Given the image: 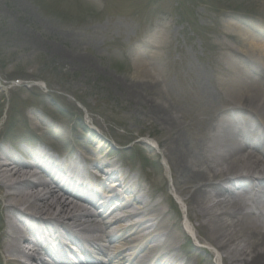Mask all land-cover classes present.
I'll return each mask as SVG.
<instances>
[{"label":"rangeland","instance_id":"1","mask_svg":"<svg viewBox=\"0 0 264 264\" xmlns=\"http://www.w3.org/2000/svg\"><path fill=\"white\" fill-rule=\"evenodd\" d=\"M241 31L264 41V0H0V145L85 157L82 136L139 178L167 223L179 219L182 262L220 264L186 232L175 179L180 149L198 155L223 110L219 79L233 49L244 53Z\"/></svg>","mask_w":264,"mask_h":264},{"label":"bare ground","instance_id":"2","mask_svg":"<svg viewBox=\"0 0 264 264\" xmlns=\"http://www.w3.org/2000/svg\"><path fill=\"white\" fill-rule=\"evenodd\" d=\"M241 34L244 53L233 49V56L224 62L225 73L219 70L224 73L218 85L219 106L223 110L205 121L207 128L196 138L198 155L196 150L189 151L184 146L180 149L177 162L180 176L175 179L174 194L187 206L186 231L198 244L210 247L221 264H264V212L253 199L254 192H263L259 184L264 181V150L257 148L260 155L245 147L249 129L264 125V41L246 31ZM237 56L245 65L241 66ZM139 65H143L144 71L149 69L147 63ZM79 140L87 150L85 157L70 155L63 158H68L65 162L46 149H29L15 156L0 145V202H5L0 215L5 227L0 234V264H24L21 260L39 264V247H46L59 260L67 248L62 245V238L69 235L67 226L77 228L78 232L89 231L91 247L105 259H94L82 248L85 257L74 260L67 255L64 256L67 259L63 257L64 264L183 261L172 232V227H180L179 219L167 223L165 210L142 195L136 196L134 191L140 186L128 181L130 174L123 172L121 177L118 174V179L116 170H112L106 176L103 169L114 167L117 160H101L91 146H85L88 142L82 136ZM144 143L154 152L162 151L155 140L146 139ZM79 165L88 168L90 181L100 183L101 188L107 187L104 183L128 181L118 200L120 208H112L106 200L99 202L96 189L93 196L100 210L96 214L90 211L85 198H92L90 191L94 186L84 192L76 188L87 195L76 190L78 194L66 192L71 187L68 183L77 185L76 177L85 178L79 176L83 172H75L76 167L81 168ZM46 170L48 180L42 177ZM133 179L139 180L136 176ZM186 193L188 196L182 198ZM61 218L70 220L71 225L66 222L57 225L60 222L55 220ZM77 237L70 236L66 241L76 245ZM184 262L191 264L187 258Z\"/></svg>","mask_w":264,"mask_h":264}]
</instances>
